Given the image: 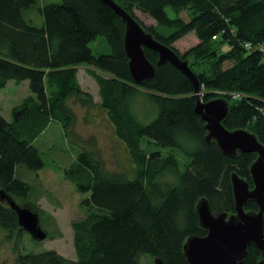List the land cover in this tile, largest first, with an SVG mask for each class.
Listing matches in <instances>:
<instances>
[{
    "label": "trees",
    "instance_id": "obj_1",
    "mask_svg": "<svg viewBox=\"0 0 264 264\" xmlns=\"http://www.w3.org/2000/svg\"><path fill=\"white\" fill-rule=\"evenodd\" d=\"M110 1L133 18V10L151 18L155 26L142 25L143 30L166 47L194 33L198 45L179 58L195 75L198 94L222 91L219 98L229 105L223 127L247 130L264 145V0ZM34 7L40 26L27 19ZM123 35L121 19L101 0H0V90L10 81L27 82L30 93L12 109L10 120L0 114V191L39 218L41 191H34L24 168L35 177L47 168L35 143L56 122L67 142L80 151L62 171L64 179L79 194L88 195L81 204L84 217L72 224L75 261L45 251L20 254L16 264H139L141 255L164 264H187L185 240L205 236L195 211L198 201L208 200L214 216L232 215L230 176L237 174L252 186L249 169L256 155L229 158L214 142L206 143L205 123L194 112L193 86L181 73L168 63L158 67L157 54L144 49L155 75L134 85ZM98 38L108 54H93L90 44ZM222 45L227 46L225 52L219 51ZM225 62L231 66L223 69ZM80 66L90 68L87 73L97 85L100 107L130 155L131 177L110 172L93 150L73 139L72 106H95L77 80ZM140 90L148 92L156 109L148 123L132 112ZM245 211L258 208L250 200ZM0 231L27 234L1 201ZM262 260L264 255L248 248L244 264Z\"/></svg>",
    "mask_w": 264,
    "mask_h": 264
},
{
    "label": "rangeland",
    "instance_id": "obj_2",
    "mask_svg": "<svg viewBox=\"0 0 264 264\" xmlns=\"http://www.w3.org/2000/svg\"><path fill=\"white\" fill-rule=\"evenodd\" d=\"M60 1L46 0L47 3ZM40 3L42 2L39 1ZM35 12L34 7L27 14V19L31 20L34 25L40 26L42 20L38 15L36 16ZM168 13L170 17H174L170 10H168ZM133 16L141 27L142 25L145 28L155 26V22L151 18L138 10H133ZM180 17L183 20H188L185 13H181ZM197 45L198 40L195 34L191 33L169 48L179 57H182ZM90 48L94 55L109 53V48L101 38L91 43ZM226 50L227 46L222 45L219 48L220 52ZM229 66H231V63L225 62L222 68L226 69ZM85 68L87 67H79L77 78H79L84 91L91 95L95 106L87 109L81 108L78 104L72 106L75 113L73 133L77 135L73 139L78 145L93 150L102 159L110 172L126 173L131 177L134 165L130 155L125 145L116 137L114 126L101 109L97 85L94 80L90 79L91 77ZM22 83L17 84L10 81L5 89L0 90V113L2 115L8 116L12 107L14 108L28 94L27 82ZM147 94V91L140 90L131 104L133 114L141 123H148L156 116V109L147 99ZM223 95L224 93L219 90L203 91L199 97L203 102H207L204 101L203 97L211 96L213 97L211 99H219ZM61 130L54 125L40 138L37 144L40 155L47 166V170H42L40 175L41 182L36 181L35 173L24 168L33 180L31 183L36 186H34V191H41V194L37 197V205L40 211L39 225L47 233V238L38 242L28 234L19 233L18 231L12 233L0 231V264H16V259L20 254L45 251H55L68 260H76L72 224L84 217L85 211L81 204L88 195L79 194L76 188L64 179L62 171L71 165L80 151L74 143L67 142ZM166 152H163V154H167ZM175 155L180 157L177 153ZM165 178L167 179V176ZM250 187L252 186L250 185ZM139 264H154V260L148 255H141Z\"/></svg>",
    "mask_w": 264,
    "mask_h": 264
},
{
    "label": "water",
    "instance_id": "obj_3",
    "mask_svg": "<svg viewBox=\"0 0 264 264\" xmlns=\"http://www.w3.org/2000/svg\"><path fill=\"white\" fill-rule=\"evenodd\" d=\"M111 7L124 26L123 46L128 60V70L134 85L140 86L155 75L154 66L146 59L144 49L155 52L157 66L170 64L192 84L196 103L194 112L205 123L207 144L214 142L223 156L235 158L238 153L255 154L256 159L249 169L252 187L237 174L230 176L234 200V214L222 213L214 216L206 199L195 206L198 225L205 233L203 237H188L182 253L187 264H244L248 248L254 247L264 255V145L247 130L228 131L222 125L229 113V105L224 99H214L204 103L199 97L198 81L183 61L169 47L158 43L118 5L110 0H101ZM253 201L257 212L245 211L248 201ZM0 201L6 202L16 214L18 227L33 240L41 242L47 233L39 225L38 215L27 208L17 206L3 191ZM154 264H164L153 259ZM257 264H264V260Z\"/></svg>",
    "mask_w": 264,
    "mask_h": 264
},
{
    "label": "crops",
    "instance_id": "obj_4",
    "mask_svg": "<svg viewBox=\"0 0 264 264\" xmlns=\"http://www.w3.org/2000/svg\"><path fill=\"white\" fill-rule=\"evenodd\" d=\"M78 69H79V67H78ZM85 70H86V72H88L89 70H90V68H85ZM77 77H78V73H77ZM90 79H92V78H90ZM77 80H78V82H79V78H77ZM93 80V79H92ZM22 84H24V83H22ZM25 85V84H24ZM79 85H80V82H79ZM7 87V86H6ZM26 87H27V89H28V83L26 84ZM80 87L82 88V86L80 85ZM98 89V88H97ZM82 90L84 91V89L82 88ZM30 95V93H29V90H28V94L27 95H25L20 101H19V103L17 104V105H19L22 101H23V99H25L26 97H28ZM16 105V106H17ZM12 109H13V107H12ZM12 109H11V111H12ZM11 111H10V114L8 115V116H4V115H2L1 113V115L5 118V119H7V120H10V117H11ZM57 126V127H59V129H61V126L58 124V123H56V122H51L49 125H48V127H47V129L44 131V133L38 138V140L36 141V143H35V146H36V148L39 150V147L37 146V144L39 143V141H40V138L41 137H43L45 134H46V132H48L50 129H51V127H53V126ZM62 131V130H61ZM64 152V151H63ZM55 158V157H54ZM58 159V158H57ZM59 160V159H58ZM75 161V159L73 160V162ZM47 170V169H46ZM48 170H51V169H49L48 168ZM58 170V169H57ZM52 171V170H51ZM41 173H42V171H40L38 174H37V176H36V178H37V180L38 181H40L41 182V178H40V175H41ZM26 175V174H25ZM26 176H29V175H26ZM28 178H31L30 176L28 177Z\"/></svg>",
    "mask_w": 264,
    "mask_h": 264
},
{
    "label": "built area",
    "instance_id": "obj_5",
    "mask_svg": "<svg viewBox=\"0 0 264 264\" xmlns=\"http://www.w3.org/2000/svg\"><path fill=\"white\" fill-rule=\"evenodd\" d=\"M214 39H215V37H214Z\"/></svg>",
    "mask_w": 264,
    "mask_h": 264
}]
</instances>
